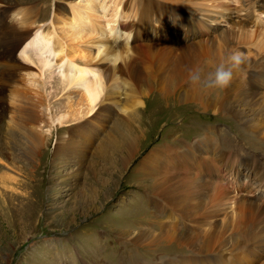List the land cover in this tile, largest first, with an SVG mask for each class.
Here are the masks:
<instances>
[{"label": "bare ground", "instance_id": "6f19581e", "mask_svg": "<svg viewBox=\"0 0 264 264\" xmlns=\"http://www.w3.org/2000/svg\"><path fill=\"white\" fill-rule=\"evenodd\" d=\"M170 1L177 4L183 2ZM195 1L204 4V0H185L183 3L189 6L191 3L195 4ZM208 1L216 4L220 0ZM256 1L260 2V9L264 11V0ZM85 2L87 6L84 9L89 10L90 21L103 16V13L98 12L96 0ZM137 3L141 8L140 19L133 27L135 29L129 30L134 31V38L144 29L148 32L147 28L151 27L150 21L154 18L166 21L171 18V21L180 22L183 33L188 34L182 38L187 43H179L176 48L179 49L178 52L170 48L173 58L167 53L156 56L157 64H164L158 74L163 84L160 91L167 96L163 102L168 106L177 99L182 103H195L200 109L208 111V120L204 121L210 126L206 125L203 130L198 128L199 135H196L197 138L192 136L190 141L174 136L176 144L152 148L142 157L139 164L140 176L150 183L143 182V187H137L140 186L148 194V203L153 208L168 214L171 224L169 222L165 228L162 216L156 219L157 232L160 231L156 235L143 228H138L136 233L125 232L132 237L134 245L151 247V242L153 246L155 242L158 244L166 239L169 244L155 249L160 251L165 246L170 247L171 243L175 245L172 246L176 247L175 250L179 247L182 253H178L176 259L171 258L170 264H264V55L259 59L245 57L240 68L234 70L229 87L204 89L193 83L190 71L212 70L217 64L224 62L228 55L234 51L239 52L244 39L250 40L252 34L233 22L239 37L232 32L236 29L234 28L231 33L222 32L215 43L213 39L205 38L208 36L206 30L181 5L155 0H137ZM60 7H56L55 13L63 21ZM34 8L20 0H0V120L7 114L6 101L11 93L10 88L16 81L15 71L25 70L29 87L39 92L41 97L37 105L40 118L34 122L43 132L56 135L55 155L65 153L69 156L76 149L75 152L79 153L77 156H80L83 150L88 149L86 145L91 147L93 133L106 128L109 115L105 102L111 96L110 88L117 83L118 76L129 73L138 81L149 82L150 73L142 71L139 66L143 59L145 62L150 61L146 56L147 49L154 53L163 47L146 44L136 48L137 57H128L126 50L119 54L107 42L94 39L86 41L87 50L80 49L82 43L74 45L76 49L73 50L67 42L74 41L76 35H79L76 34L78 30H75L77 24L84 26L87 18L89 19L87 16L82 17L80 7H70L71 15L66 18L68 29L60 31L62 33L57 43L52 40L55 30L51 31L45 24L34 26L36 17H31ZM15 13L22 14L21 18H13ZM115 20V16L111 14L104 19V24H101L103 21H95V25L99 27L95 29L105 31L104 35L110 37L116 32ZM243 34L247 36L243 38ZM175 38L181 41V36ZM150 39L153 41L151 37ZM90 44L95 46L94 54H88ZM262 49L264 50V45ZM101 55H105L103 60H108L110 64H100L97 59ZM73 90L77 91V95L71 94ZM169 98L173 100L168 101ZM134 103L136 106L141 101ZM161 120L157 118L155 122L160 123ZM211 122L234 125V137L223 134L221 124L213 133L211 129L215 127L212 128ZM113 128L118 129L117 126ZM149 142L151 141L145 138L141 146L144 148L135 153L136 140L131 137L123 150L122 143H117L114 155H120L124 168L130 167L140 159L137 153L145 150ZM97 154L101 158L105 157L102 151ZM215 154L220 156L222 163L218 164L225 170V177L218 176L221 185L220 182L206 180L195 165H205L214 171L215 176L219 175L221 172L215 166L217 163L211 161ZM83 156L85 155L82 153L81 157ZM115 163L114 159L109 158L110 167ZM110 175L108 173V177ZM30 182H35V179ZM237 186L240 188L237 189ZM96 194L98 196V193L92 192L95 199ZM87 198L90 196H82L80 200ZM87 202L94 203L95 200L91 197ZM65 209L72 208L69 206ZM33 216L31 212L30 217ZM30 217L28 220H32ZM149 225L145 224L147 227Z\"/></svg>", "mask_w": 264, "mask_h": 264}, {"label": "rangeland", "instance_id": "374dc122", "mask_svg": "<svg viewBox=\"0 0 264 264\" xmlns=\"http://www.w3.org/2000/svg\"><path fill=\"white\" fill-rule=\"evenodd\" d=\"M20 1L35 7L31 15L32 19L36 17L34 26L45 24L51 31L55 30L53 43L58 42L63 29H68L66 18L71 15L70 7H80L82 17L87 16L89 19L87 18L86 23L83 22L84 26L77 24V40L74 39L73 44L67 42L73 50L76 49L74 45L79 46L81 43L80 49L87 50L86 41L94 39L107 42L119 54L126 50L128 57H137L136 48L146 44L163 48L154 53L147 49L146 56L150 61L145 62L143 59L139 66L142 71L150 73L149 82L138 81L129 73L118 76L117 83L110 88L112 94L109 102H105L109 115L106 128L93 133L91 147L86 145L88 149L81 150L85 155L83 157L82 153L77 156L79 153L75 152L76 149L69 155L73 158H69L65 153L55 155L56 135L43 132L34 122L40 118L37 106L41 98L40 93L29 87L25 70L15 71L16 81L12 84L10 96L6 101L7 114L0 120V264H170L171 258L176 259L178 253H182L179 247L175 250L176 247H172L175 245L171 243L170 247L165 246L160 251L155 249L169 244L166 239L158 244L155 242L153 246L151 242V247L134 245L132 237L125 231L136 233L138 228H143L156 235L160 232H157L156 219L162 216L165 228L169 222L171 224L168 214L153 208L148 203V194L142 191L140 186L137 187H143V182L150 183L140 176L139 164L142 157L152 148L176 144L173 141L174 136L186 141L197 138V129L203 130L208 125V122L204 121L208 120V111L200 109L195 103H182L177 98L176 101L169 98L168 101L174 102L168 106L163 102L167 96L160 91L163 84L158 74L164 64H157L156 56L167 53L173 58L170 48L178 52L179 49L176 48L179 43H187L182 38L188 34L183 33L180 22L171 21V18L167 21L154 18L150 21L148 32L144 29L134 38L133 27L140 19L141 9L137 0H96L98 12L103 13V16L97 20L94 18V21H90L89 10L84 9L87 6L85 0ZM155 1L181 5V8L187 9L192 17L195 16L193 18L198 21L200 27L208 33L205 38L213 39L215 43L222 32L231 33L234 28L236 29L232 32L239 37L237 27H234L233 23L236 22L246 28L248 34H252L250 40L244 39L239 51L243 57L259 59L264 55V11L260 9L259 1L220 0L215 4L204 0V4L195 1V4L191 3L189 6L183 3L185 0L181 4L170 0ZM58 6H61L59 12L64 17L63 21L60 15L55 13ZM30 9L32 10V7ZM15 14L13 18L16 19L22 16ZM111 14L116 18V32L110 37L107 36L108 40L105 31L95 29V21H103L101 24H104V19ZM205 14L208 16H204ZM148 17L150 19L151 13ZM131 28L133 30L129 32ZM176 36H181V41H178L180 39H176ZM246 36L243 34V38ZM150 37L153 41L149 40ZM95 52V46L90 44L88 54ZM69 54L72 55L71 52ZM104 56L101 55L97 60L102 65L110 64L108 60H103ZM76 57L75 60L78 58ZM138 64L139 62L136 67ZM71 92L72 95H77L76 90ZM139 100L141 104L135 106L134 101ZM157 118L162 119L160 123L155 122ZM211 124L212 128L215 127L211 129L213 133L221 124L222 133L234 137V125L224 122ZM213 133L210 134L214 135ZM131 137L136 140L135 153L144 148L141 146L145 138L151 142L145 150L137 153L140 157L137 162L124 168L120 155H114V149L117 143H122L123 150ZM98 151L104 152L105 157L101 158L97 154ZM109 158L116 161L111 167L108 164ZM211 161L217 163L215 166L221 172L219 175L215 176L211 168L194 162L196 170L203 174L206 180L220 182L221 185L218 176L225 177V170L218 164L222 163L220 156L215 154ZM108 173L111 174L110 177ZM31 178H34L35 182H30ZM92 192L98 193V196L95 195L96 199ZM242 192L245 193L244 190ZM82 196L93 197L95 202H87L90 198L80 200ZM69 206L71 210L65 209ZM31 212L33 217H30ZM29 217L32 220H28ZM145 224L150 225L147 227Z\"/></svg>", "mask_w": 264, "mask_h": 264}, {"label": "clouds", "instance_id": "9594fccd", "mask_svg": "<svg viewBox=\"0 0 264 264\" xmlns=\"http://www.w3.org/2000/svg\"><path fill=\"white\" fill-rule=\"evenodd\" d=\"M243 59L242 53L233 52L227 56L224 62L217 64L210 71L205 69L191 70V80L208 90L227 88L233 80L234 70L240 68Z\"/></svg>", "mask_w": 264, "mask_h": 264}]
</instances>
